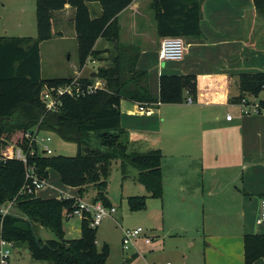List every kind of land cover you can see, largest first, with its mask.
<instances>
[{
	"label": "trees",
	"instance_id": "16d2710c",
	"mask_svg": "<svg viewBox=\"0 0 264 264\" xmlns=\"http://www.w3.org/2000/svg\"><path fill=\"white\" fill-rule=\"evenodd\" d=\"M39 39H0V211L15 198L16 207L28 217L10 214L2 219L0 240L12 242L16 247H27L34 261L50 264H106L111 249L105 244L97 246L98 228H91L82 221L81 239L67 238L64 222L76 206L75 198L43 199L37 195L19 196L26 182L27 166L16 159V147H24L25 134L38 128L39 131L56 135L75 143V157L48 156L47 151L36 147L28 166L36 168L43 179H48L49 169L62 176L64 184L95 191L94 203L113 206L108 197V180L113 163L122 162V173L133 166L139 170L138 181L153 196H160L163 184L160 151L148 154L130 153L126 138L128 133L121 128V103L124 99L140 104L157 103L151 96L148 75L137 68L138 57L133 54L115 53L112 63L99 68L92 77L79 81L83 86H92L97 80L104 88L85 92L79 97L64 95L60 107L48 112L41 100L45 86L60 87L70 84L74 77L43 79L41 45L53 39L51 13L70 6L74 10L80 65L85 67L89 58L100 54L96 48L100 39L125 43L121 40L122 26L119 15L127 10L134 0H37ZM202 0H151L149 10L154 14L156 36L159 41L175 37L198 39ZM260 17L264 18V0H254ZM99 3L100 15L90 5ZM119 53V54H118ZM240 102L247 96L262 98L264 103V73L242 74L239 77ZM198 79L195 75H163L160 78L162 105L182 104L185 96L196 98ZM145 197L132 198V210L143 209ZM55 234L54 239H42L39 227ZM264 260V235L245 236V262L253 264Z\"/></svg>",
	"mask_w": 264,
	"mask_h": 264
},
{
	"label": "crops",
	"instance_id": "0c3cea01",
	"mask_svg": "<svg viewBox=\"0 0 264 264\" xmlns=\"http://www.w3.org/2000/svg\"><path fill=\"white\" fill-rule=\"evenodd\" d=\"M150 3L151 0H134L119 15L123 47L119 46L118 40L107 42L100 39L96 45V48L107 51L105 55L117 51L136 55L139 58L137 68L145 73L150 72L144 67L152 58L151 54L156 56L157 52V77H152L153 72L150 81L148 78L157 103L144 104L147 105L144 111H140L138 102L124 99L121 103V128L128 133L126 144L129 152L148 154L160 151L163 154L164 180L170 179L191 198L200 191L209 195L221 193V198L215 202L233 209H253L257 223L264 199V116H244L239 102L234 99L240 96V75L264 73V18L258 15L254 0H202V36L198 39L183 38L187 51L182 61H162V41L156 36ZM94 10L97 15L102 12V9ZM65 12L74 14L70 6ZM73 19H69L71 23ZM98 62L88 61L82 71L73 62L72 77L90 76L85 75L88 66H96ZM99 67L96 66L94 73ZM163 75H195L198 79L197 97L186 95L185 101L176 105L158 103ZM147 107L157 111L152 112ZM229 115L233 117L231 121L227 119ZM216 186L217 189L214 188ZM85 194L88 199H85ZM94 196L95 191L90 188L80 193L79 198H71L92 201ZM75 231L81 234L82 224L79 228L71 226L65 232L73 238ZM250 231L246 228L242 238L234 237L238 248L240 243L243 244L244 262L245 236L264 235V229ZM19 248H15L13 255ZM13 260L12 257L11 264ZM36 262L30 258L25 264ZM141 262L142 257L135 253L128 256L124 264Z\"/></svg>",
	"mask_w": 264,
	"mask_h": 264
},
{
	"label": "rangeland",
	"instance_id": "374dc122",
	"mask_svg": "<svg viewBox=\"0 0 264 264\" xmlns=\"http://www.w3.org/2000/svg\"><path fill=\"white\" fill-rule=\"evenodd\" d=\"M90 7L93 8L95 14L97 11L95 12L94 8L101 10L97 3L91 4ZM65 10L51 13L54 36L52 40L41 45L42 71L45 80L62 78L67 75V77H72L74 75V69L71 67L73 62L77 64V69L80 71L84 68L79 61L74 23L69 20L74 17V14L71 15ZM37 14V0H0V39L30 38L37 41L39 39ZM97 49L100 54L89 58L88 61H99L96 64L100 66L99 68L108 67L115 53L105 55L107 51ZM151 55L152 58L144 67L145 70L150 71L147 72L149 81L153 72L152 77H157V52L156 56ZM96 66H88L85 75L90 76L86 77L93 76L97 69ZM150 93L153 98L151 89ZM147 108L152 112L157 111L156 108ZM51 138L52 140L46 143L50 150L47 152L48 156H77L78 147L75 143L67 142L56 135H52ZM134 168L129 166L127 177L124 178L122 162L116 160L108 180V197L112 205L116 207L117 214L113 218L106 219L98 228L97 246L99 250L105 244H108L111 249L106 264H124L125 259L135 253L142 257L144 264L169 262L171 264H246L243 260V244L240 243L238 248V245L234 244V237L242 238L243 230L246 228L251 230L250 232L264 229L255 223L253 209L244 211L242 208L233 209L234 207L219 204L215 201L221 198L222 194L218 192L209 195L200 191L193 198L187 197L168 178L165 180L163 178L160 196H153L138 181L139 173ZM48 173L49 177L46 179L48 187L40 191L37 196L43 199L80 197L79 188L64 184L59 172L49 169ZM84 197L89 198L87 194ZM137 197L146 198L145 206L143 209L132 210L131 199ZM81 224L82 221L79 218L66 220L64 230L68 232L71 226L79 228ZM138 228L145 231L144 235L136 241V247L124 250V232ZM38 234L44 240L55 238L51 230L42 226L39 227ZM70 237L67 235V238ZM146 237L152 240L150 245L145 243ZM30 256L28 248L21 247L15 255H12L15 259L13 264H25L30 258L32 261ZM47 263L36 262V264ZM253 264H264V260Z\"/></svg>",
	"mask_w": 264,
	"mask_h": 264
},
{
	"label": "built area",
	"instance_id": "2783aa9c",
	"mask_svg": "<svg viewBox=\"0 0 264 264\" xmlns=\"http://www.w3.org/2000/svg\"><path fill=\"white\" fill-rule=\"evenodd\" d=\"M186 51V45L182 38H165L161 42L160 59L162 61H182L185 58ZM79 79L80 78H75L70 84L60 87L45 86L41 92L40 98L45 104L46 110L48 112L56 111L60 107V99L64 95L79 97L87 91L92 92L96 89H102L105 85L102 80H97L92 86H83ZM239 105L241 106L244 116H264V103H262V98L247 96L240 100ZM146 106L147 105L141 104L140 111H144ZM227 119L231 121L233 117L229 115ZM51 136L52 135L41 132L38 128H35L25 134V146L16 147V159L27 166L26 182L20 190L19 196L37 195L40 191L48 187L46 179L39 176L35 167L28 166V161L30 157L35 156L36 147H38L39 150L50 152L46 143L52 140ZM4 160H6V158L0 156V162ZM17 198L9 203L8 209H6L5 206L2 208L0 211L2 219L11 214L10 208L16 207ZM68 198L71 197H61L59 199L63 200ZM116 214L117 209L114 206L108 207L102 202L94 203L93 201L85 199H76V206L67 216L71 219L79 218L81 221H88L91 228H99L106 219L113 218ZM257 224L264 227V199H262L261 202V212ZM144 233L145 231L142 228L125 231L123 239L124 249L129 250L130 247H135L136 241H138ZM145 243L149 245L152 243V240L146 237ZM14 249V243L8 242L5 239L0 240V264H11Z\"/></svg>",
	"mask_w": 264,
	"mask_h": 264
},
{
	"label": "water",
	"instance_id": "95a60500",
	"mask_svg": "<svg viewBox=\"0 0 264 264\" xmlns=\"http://www.w3.org/2000/svg\"><path fill=\"white\" fill-rule=\"evenodd\" d=\"M8 207H9V203H7V204L5 205V208H6V209H8ZM10 212H11L12 214H14V215H21V216H24L26 219H28V217H27L26 215H23V214L19 211V209H18L17 207H11V208H10ZM1 223H2V221L0 220V228H1ZM72 235H73V239H74V240L81 239L80 231H75L74 233H72Z\"/></svg>",
	"mask_w": 264,
	"mask_h": 264
}]
</instances>
